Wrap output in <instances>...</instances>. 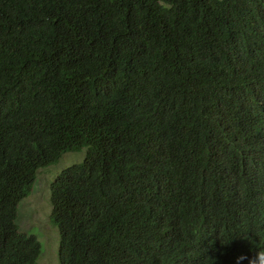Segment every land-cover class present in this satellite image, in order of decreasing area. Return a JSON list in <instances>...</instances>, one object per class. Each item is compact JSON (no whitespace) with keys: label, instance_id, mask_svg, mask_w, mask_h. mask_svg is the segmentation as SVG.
<instances>
[{"label":"trees","instance_id":"1","mask_svg":"<svg viewBox=\"0 0 264 264\" xmlns=\"http://www.w3.org/2000/svg\"><path fill=\"white\" fill-rule=\"evenodd\" d=\"M83 149L59 264L264 252V0H0V264H36L18 206Z\"/></svg>","mask_w":264,"mask_h":264},{"label":"rangeland","instance_id":"2","mask_svg":"<svg viewBox=\"0 0 264 264\" xmlns=\"http://www.w3.org/2000/svg\"><path fill=\"white\" fill-rule=\"evenodd\" d=\"M86 158V150L64 154L56 165L40 169L28 197L18 206L17 224L22 232L33 235L41 246L36 264H59L60 236L51 222V185L57 176L69 166Z\"/></svg>","mask_w":264,"mask_h":264},{"label":"clouds","instance_id":"3","mask_svg":"<svg viewBox=\"0 0 264 264\" xmlns=\"http://www.w3.org/2000/svg\"><path fill=\"white\" fill-rule=\"evenodd\" d=\"M244 260H248V264H264V252H257L250 258L247 255L237 257L236 264H242Z\"/></svg>","mask_w":264,"mask_h":264}]
</instances>
